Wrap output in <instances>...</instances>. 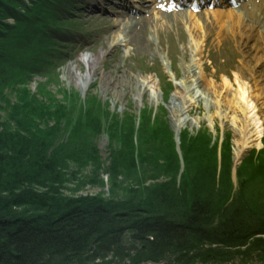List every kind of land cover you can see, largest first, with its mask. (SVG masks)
Returning a JSON list of instances; mask_svg holds the SVG:
<instances>
[{
  "label": "rangeland",
  "instance_id": "1",
  "mask_svg": "<svg viewBox=\"0 0 264 264\" xmlns=\"http://www.w3.org/2000/svg\"><path fill=\"white\" fill-rule=\"evenodd\" d=\"M2 1L0 31L15 24L14 18L8 21L14 16L3 10L5 1L1 4ZM132 1L128 5L146 6L143 10L135 7L139 26L126 31L125 41H128L111 50L109 43L122 26L120 14L127 13L121 7L112 5L110 15L100 2L96 5L101 13L73 5L66 10L70 0H63L64 12H55V16L48 14L51 11L46 13L47 19L54 20L53 31H58L59 37L57 33H41L43 27L39 23H30L32 26L26 33L31 38L29 43L39 49V54L32 57L33 64L39 68L29 71V79L24 75L17 79V84L12 82L11 90L4 88L7 95L0 103V131L5 128L17 132L18 126H24L18 118L25 111L13 106L25 108L33 104L34 110L24 114L29 119L27 128L45 135L43 142L32 140L49 161L43 166L28 164L30 179L21 183L12 180V186L0 187V201L5 203L0 210L21 217L46 216L50 220L56 219L67 206L79 205L75 202L81 203L83 199H100L108 206L114 203L117 214L112 219L119 227L118 232L107 238L113 242L107 256L73 259L70 264H264V123L257 144L241 137L245 115L232 73L235 66L243 67L241 62L257 64L255 79L258 86L264 84L260 30L253 31L252 25L246 30L230 29L226 17L216 15L213 19L220 20L213 23L204 41L202 38L201 51L197 44L191 53L180 48L179 41H170L165 35L186 39L191 49L193 41L181 32L188 28L200 35L201 29L195 22L201 24L202 19H209L214 10L229 9L217 7L196 13L174 8L151 10L152 0ZM40 9L47 11L48 5L44 3ZM232 14L251 24L247 18L251 19L252 14ZM144 17L149 22L143 21ZM154 26L163 37L147 31ZM247 35L250 39L245 40ZM10 38L13 39L12 35L9 40L0 39V49L12 43ZM153 39L155 44L159 43L156 50L166 57L163 61L147 42L152 43ZM60 43L71 44L70 50L64 52ZM85 53L102 56L103 61L97 63L99 76H86V59L79 58ZM39 56L45 63L43 68ZM181 56L186 62L192 57L197 66L194 74L202 75L197 79L187 78L189 91L183 96L176 89ZM200 66L205 71H199ZM3 67L0 62L2 70ZM120 73L125 75L123 87L115 84ZM78 76L86 82L84 89ZM149 81L157 86V97L152 95ZM213 84L218 89H227V93H216L219 101L207 90ZM253 92L257 94L256 90ZM174 96L179 98L174 105L176 116L185 120L177 133L176 117L169 107ZM258 97L264 117V96ZM35 103L38 105L34 106ZM49 128L53 130L51 133ZM3 142H0V156L7 149ZM239 148L241 152L235 157ZM15 154V159L8 158L11 162L30 161L19 150ZM29 193L41 199L28 202ZM195 197L208 209L205 234L181 231L179 236L166 241L165 249L155 253L146 251L150 255L138 257L143 242L135 234L151 235L142 229H131L132 221L153 217L152 213L157 212L167 221L182 222L185 208ZM53 202L60 203L53 210L56 215H51L49 210ZM226 216L241 219L255 234L238 246L213 242L219 232L216 225Z\"/></svg>",
  "mask_w": 264,
  "mask_h": 264
},
{
  "label": "trees",
  "instance_id": "2",
  "mask_svg": "<svg viewBox=\"0 0 264 264\" xmlns=\"http://www.w3.org/2000/svg\"><path fill=\"white\" fill-rule=\"evenodd\" d=\"M4 1L6 4L4 3V5H2L3 10L8 12V14L12 13L15 24H19L20 27H16L13 23L6 25L7 27L4 31H0L1 41L9 40V35H12L14 39L10 38L12 43L1 46L0 49V62L5 65L3 70L0 68V103L3 101L4 95H7L6 89L4 88L8 87L11 90L13 88L12 84H17V79H21L24 75L25 77L27 76L26 79H29L31 76L29 71L38 70L39 68L38 65L33 64L34 58H32L37 55V53L39 54V51L35 54H30L28 50L24 52L21 47H18L19 37L16 38V36L17 34H22L23 31L25 32L23 20L19 17V10L22 12L32 9H34V11H39L41 10V5L47 2L48 10L41 11V15L37 12L32 14L30 23H39L42 25L41 27H43L41 33L50 34L54 33L53 30H55L54 20L50 18L47 19L46 17L49 16L48 14L55 16V12L59 14L62 11L64 12V6L66 4L63 0H59V3L52 2V0H37L33 1L31 9L28 8L29 3L27 5H21V0ZM4 1H2L1 4ZM71 4L72 0H70L69 6ZM69 6H65V8H67L66 10H68ZM49 7H51V10ZM15 11H17L18 14H16ZM49 11L51 12L46 14ZM42 14L45 16H42ZM49 28L51 30L47 32ZM10 32L11 34H9ZM56 33L57 31H55L54 34ZM21 55H24L25 59ZM38 59L41 68H43L45 63L42 57L39 56ZM28 62L29 65H27ZM26 79L24 78V80ZM32 105L33 104L25 108L21 107V105H14L13 107L14 109L26 112L34 110V108L31 109ZM37 105L38 103H35L34 106ZM25 112L18 118L19 124L24 126L17 125L18 128H20L17 132L5 131V128L0 131V139L1 137L5 138L3 139L4 142L3 140H0V142L5 143L6 148L10 151L8 154V150L4 149L3 151L5 154L0 156V187L12 186V184H14L11 182L12 180L21 183L25 181V179H30V172H27L28 164L38 163L39 166H43L49 161L48 158L43 156L44 154L42 151L38 152L40 151V146L33 144V140L37 143L43 142L45 135L41 133V131L40 133L33 132L30 128H27L29 119L24 115ZM16 119L17 118H15V120ZM52 131L53 130L50 129L49 133ZM30 139L31 142L28 141ZM13 149H15V151L17 150V152L18 150L21 151L23 155H28V160L30 161L28 163L24 161L15 163V160L11 162L8 158L12 156L15 159L16 157ZM66 159L65 157V160ZM27 195L30 197L28 202H30V200L32 202L41 199V197L32 193ZM144 196V198L148 197L146 195ZM75 203L79 205L67 206V209L60 212L56 219L50 220H48L46 216L38 218L21 217L15 216L11 211L4 213L0 210L2 214H0V264H70L73 259L83 260L84 257L88 259L107 256L109 245L113 244V242L111 243L107 238L110 234L118 232L119 225L112 219L113 215L117 214V206L115 207L114 203L109 206L106 204L103 205L100 199L94 198L83 199L81 203ZM4 204L3 201H0V208H2L1 206ZM59 204L60 203L53 202L52 205L49 206L51 215L57 214L54 213L53 210H55V207ZM185 209L184 221L179 223L167 221L161 215L157 214V212H155V214L152 213L153 217H144L137 221H132L131 229L137 231H141L140 229H142L144 233L151 235L150 237L145 234H135V236L143 242L140 249L141 251L137 256L142 257L150 255L146 251L155 253L157 250H162V248L165 249L166 241L172 236H179L181 231H192L198 236L205 234V220H207L205 214L208 213H206L205 210H208L207 206L195 197L190 206ZM227 217L228 216L217 223L216 228L219 232H216L213 242L229 246H238L243 245L245 239L255 234L253 230H251V227L247 226L241 219ZM262 225H264V223H262ZM257 227L260 228V226ZM259 228L256 229V232L260 230Z\"/></svg>",
  "mask_w": 264,
  "mask_h": 264
},
{
  "label": "bare ground",
  "instance_id": "3",
  "mask_svg": "<svg viewBox=\"0 0 264 264\" xmlns=\"http://www.w3.org/2000/svg\"><path fill=\"white\" fill-rule=\"evenodd\" d=\"M29 1L30 0H21V5H23V4L27 5L29 3ZM34 1H36V0H34ZM52 2H58L59 3V0H52ZM99 2L105 6L104 10H105V13H107V14H109L108 11L112 9V5L115 7H121L123 9L121 11L127 12L126 14H122V13L120 14V16H121L120 22H121L122 26H121V28L117 29L118 32L116 33V35L113 36L111 43H109L108 50L109 49L111 50L117 44L123 43L125 41V34L127 33L126 31L136 30L138 28V26H139L138 17L135 16L133 12H137L136 8L143 10L146 6L144 7V5H143V6H134L133 7L131 5H128V3L133 2L132 0H125V2H127V3L124 6L121 5L124 3L122 0H119V1H116V0H93V1H91V0L90 1L89 0H79V2L76 1L77 4H74V5L76 7L79 6L80 8H84V9H87V10L92 11V12L95 11L96 13H101L102 10L99 9L98 6L96 5V3H99ZM46 4H47V2H46ZM241 5L244 6L245 2L241 3L240 6ZM32 6H33V3L28 4V8L32 9ZM41 6H43V5H41ZM257 7H258L259 11H261V13L263 14L264 7H262L261 1L257 5ZM41 11L42 10L34 11V9H32V10H25L24 12H22L21 10H19V17L21 20H23L22 22L24 24L23 28L25 29V32L23 31L22 34H17L16 38L19 37L18 47H21L24 52L26 50H28L30 54H35L36 52L39 51V49L37 47H35L29 43L31 38L27 35L26 29L30 26V20L32 19V14L37 12L38 14L41 15V13H40ZM110 13H112V15L115 14L114 11H110ZM250 13H252V12H250ZM226 14H227L226 19L228 20L227 25L229 26L230 29H232V28H236V29L244 28L246 30L249 27H251L253 22L259 21L258 25H260L263 28V31H260V35H261L260 43L262 45H264V15H263V17H261L258 14L253 13L251 15V24L250 23L246 24L243 21H241L239 17L234 16L232 14V12H228ZM129 15H132V16H129ZM42 16H45V15L42 14ZM214 16H216V15L212 14V16L209 17V19H207V18L202 19L201 24H199L198 22H195L198 24V28L201 29L200 35H198L192 29L189 30L188 28H187L188 30L184 29V31L181 32L183 37H188V38L190 37V41H193V45H192L191 49H189L190 46L187 44V42H185V41H187L186 39H176L173 35H171V36L165 35V36L170 41H179V44L181 45L179 47L183 48V50H185V51L193 53V51H195V49H196L197 44H198V48H197L198 51H201L200 50L201 43H203L204 37L208 34L210 27H213V23H218L219 22L218 20H220L216 17L213 19ZM9 19L10 20H8V21H12L13 17H10ZM143 20L145 22L148 21V19L145 20L144 18H143ZM147 31H149V33H150V31L151 32L153 31L155 34L158 35L157 37H163L164 36L162 33H158V30L156 29L155 26L150 28ZM173 32H174V30L172 32H170L169 34H172ZM141 33L143 34V32H141ZM149 33H148L147 37H150ZM146 34H147V32H146ZM57 35H58V31H57ZM243 35H244V33H243ZM57 37H59V35ZM202 38H203V41H202ZM244 39L245 40L250 39L249 35L245 36ZM126 41H128V40L126 39ZM150 41H152V40L150 39ZM150 41H147V42H149L150 45L153 46V48H154L153 50L157 51L158 49L156 48V45H158L159 43L155 44L154 39H153L152 43ZM70 46H71V44H69V43H60L59 44V47L64 52H68V50H70ZM8 48H10V47H8ZM185 51H183V52H185ZM165 52L163 51V54L167 55V53H165ZM155 53H159V52L157 51ZM159 55H161V53H159ZM21 56L25 59L24 55H21ZM13 57L16 58L15 56H13ZM159 57L162 61L164 60V58L166 59V57H164L162 55ZM79 58L81 60L86 59L84 62H85V65L87 66V71H86L87 77H91V76L94 77V76L100 75L97 63L100 60L103 61L101 55L100 56H91V55L85 53V54L81 55ZM194 61L195 60L192 57L189 58V60L187 62L185 61L183 56L180 57L179 67L181 69V72H180V75L178 76L179 77V84L177 86H179V87L176 86V89L179 88L181 90V91L178 90V93H180V94L183 93V94H181L182 96L189 91L190 84L187 83V78L194 77L197 79V78L202 77L201 74H198V75L194 74L195 69H197V66L194 65V63H193ZM191 63H193L194 66ZM241 65L243 67H241V66L236 67L235 66L232 70L233 71L232 73L234 75V80H235V83L237 85V97L240 100L241 108H242L244 115H245V120H244V124H245L244 128L245 129L244 128L240 129V133H241L240 135L243 139H245V140L250 139V141L257 144V140L259 139L260 134H261V127H262V124L264 123V117L262 116L261 111H260V105H261L262 101L258 100V98H259L258 96L259 95L264 96V84L261 83V85L258 86V84H257L258 81L255 79L256 76H255L254 68H255V66H257V64L251 65L249 62L246 61V62H241ZM201 70L205 71V69L200 66L199 71H201ZM118 75H119L118 77L117 76L115 77V84H120L121 87L125 86V81H124L125 79H123L125 77V75L123 73H120ZM86 76H85V80H87ZM174 78L177 79V75L174 74ZM78 80L80 81L82 89H84L86 82L81 80V76H78ZM146 82H148V81H146ZM149 82L152 83V84H149V86L152 88L151 89L152 95L154 97H157L158 93H159L157 86L154 85L152 81H149ZM146 87L148 88L147 84H146ZM207 90L212 92V95H213V98L215 101H219V97L216 95V93L221 95L222 93L227 91V89L226 90L221 89V88L218 89L216 86H214V84L211 86L210 89H207ZM254 90L257 91V94H255L253 92ZM201 92H203V91H201ZM182 96H181V98H182ZM177 99H179V98L174 96L172 98V101L170 102V106H169L170 110L172 111V113H174V115L176 117V119H174V123H175L174 129H175L176 133L179 132V130L182 127V124L185 123L184 118H181L180 115L178 117L176 116V110L174 108V105H175V102L177 101ZM235 110H237V109H235ZM241 130H243V131L241 132ZM247 133H248V135H246ZM240 152H241V148H239L237 150V152L235 153V157L238 156Z\"/></svg>",
  "mask_w": 264,
  "mask_h": 264
},
{
  "label": "snow or ice",
  "instance_id": "4",
  "mask_svg": "<svg viewBox=\"0 0 264 264\" xmlns=\"http://www.w3.org/2000/svg\"><path fill=\"white\" fill-rule=\"evenodd\" d=\"M233 2H234V0H233Z\"/></svg>",
  "mask_w": 264,
  "mask_h": 264
}]
</instances>
